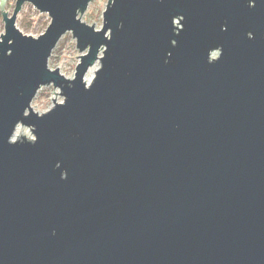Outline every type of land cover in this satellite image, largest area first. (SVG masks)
Instances as JSON below:
<instances>
[{
	"label": "water",
	"instance_id": "95a60500",
	"mask_svg": "<svg viewBox=\"0 0 264 264\" xmlns=\"http://www.w3.org/2000/svg\"><path fill=\"white\" fill-rule=\"evenodd\" d=\"M6 2L0 264H264V0H107L100 29L90 0ZM66 32L71 79L48 67Z\"/></svg>",
	"mask_w": 264,
	"mask_h": 264
},
{
	"label": "rangeland",
	"instance_id": "374dc122",
	"mask_svg": "<svg viewBox=\"0 0 264 264\" xmlns=\"http://www.w3.org/2000/svg\"><path fill=\"white\" fill-rule=\"evenodd\" d=\"M106 2L107 0H90L84 13L79 16L81 21L87 25L93 24L95 29H100L102 25V12L105 9ZM14 3L15 0H7L4 10L7 11L8 14H11ZM48 24V15L38 12L29 3H24L22 5L15 21V26L20 32L33 37H37L42 33ZM2 33L3 21L0 16V34ZM80 55L81 53L76 47L75 39L70 32H66L61 36L53 48L51 55L48 58V67L50 69L58 68L60 74L71 79L73 78L76 64L79 62L78 56ZM94 77L95 72L93 74V79ZM59 93L60 91L57 88H54L51 84L41 86L30 103L32 110L39 114L48 111L53 107L54 103H60L63 101V97ZM16 128L18 129L17 133L22 134L27 140L33 139L34 136L30 128L21 125H18Z\"/></svg>",
	"mask_w": 264,
	"mask_h": 264
},
{
	"label": "bare ground",
	"instance_id": "6f19581e",
	"mask_svg": "<svg viewBox=\"0 0 264 264\" xmlns=\"http://www.w3.org/2000/svg\"><path fill=\"white\" fill-rule=\"evenodd\" d=\"M99 65H100L99 64V61H96L92 66L89 67V69L85 73L84 78H83V81H84V83H85L86 86H88L92 82V80H93V74H94V72L97 71ZM17 131H18V129L16 128L14 130V134H13L12 140L13 139H16V138H19V137L22 136V134H18Z\"/></svg>",
	"mask_w": 264,
	"mask_h": 264
},
{
	"label": "trees",
	"instance_id": "16d2710c",
	"mask_svg": "<svg viewBox=\"0 0 264 264\" xmlns=\"http://www.w3.org/2000/svg\"><path fill=\"white\" fill-rule=\"evenodd\" d=\"M0 16H1V13H0Z\"/></svg>",
	"mask_w": 264,
	"mask_h": 264
}]
</instances>
